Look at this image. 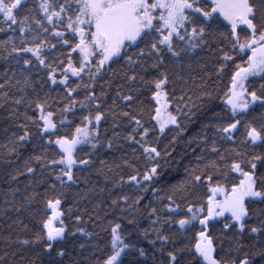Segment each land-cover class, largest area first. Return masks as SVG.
<instances>
[{
  "label": "trees",
  "instance_id": "trees-1",
  "mask_svg": "<svg viewBox=\"0 0 264 264\" xmlns=\"http://www.w3.org/2000/svg\"><path fill=\"white\" fill-rule=\"evenodd\" d=\"M53 2L58 5L64 0ZM40 3L41 0H25V10H17L14 14L18 20L28 16L27 23L40 33V38L47 40L49 45H56L44 50L46 59L53 62L54 67L57 56L66 64L69 49L54 36L52 26L44 20V26L49 31L43 33L32 20L33 16L43 18ZM244 27L238 28L241 40L250 32L241 31ZM0 28L4 29L0 31V85H4L0 87V264H103L111 254V228L117 223L126 242L134 246L121 254L119 259L122 264H169V251L177 253L176 264H204L194 250L198 238L196 233L202 230L198 221L185 229L174 222L160 226L152 223L155 217L149 212L151 208H156L159 215L168 217L169 213L161 212V209L163 204L168 203L167 197L172 196L175 204L180 206L171 214L173 221L188 215L189 204L202 206L206 215L211 188L219 186L231 192L233 185H238L243 179L239 172L232 170V163L238 162L245 171H249L247 161L252 156L264 155V141L255 143L247 135L250 127H255L264 135V107L257 103L233 117L225 103V93L231 85L236 65L247 67L250 49L244 53L234 52L232 37L227 35L230 29L222 25L220 31L225 35H217L208 45L191 53H182L179 58L166 54L169 83L164 91L167 93L169 113L177 117L178 126L168 127L161 133L153 119L157 107L152 95L154 87L140 81V76L149 80L157 75L149 67L152 62L150 57H145L146 72L136 69V82L125 80L124 73L131 75L132 69L122 62L111 67L106 65L107 71L102 72L94 83L86 74L81 82L69 73L68 85L76 89L70 98L64 86L59 84V68L57 84L48 81L46 71L33 69L30 77L32 86L26 87L20 74L21 65L16 63V54L9 55L11 44L4 43L9 37H14V43H20L18 26L12 25L17 29L13 32L0 17ZM57 28L64 31L62 25H57ZM68 35L65 32V36ZM180 46H184L183 42ZM225 52L232 56L231 61L222 59ZM71 57L74 64L78 63V52H72ZM221 64L224 65L222 70ZM28 71L25 69L26 73ZM84 83L92 84L99 97L100 111L104 113L99 125L101 144L95 149L87 143L76 148L78 159L90 158L92 163L75 166L73 172L77 182L62 186L56 175L63 166L50 163L59 160L60 149L55 144H48L49 137L37 127L35 121L39 111L35 102L44 103L45 111L53 113L57 126L50 132L51 139L54 141L57 136L71 138L76 127L83 126L82 117L89 112L94 114L96 110L94 105L81 108L79 102L84 100L87 92ZM77 84L81 86L76 87ZM262 85L264 73L246 82L247 89L255 90L258 95L264 90ZM130 88L132 92H129ZM101 92L103 96L99 95ZM118 92L121 96H134L130 107L117 95ZM205 93H211V96ZM18 99L22 101L19 104L16 103ZM70 99L76 101L75 105H70ZM66 105H70L71 110L64 120L62 113ZM124 112L130 115L126 117ZM132 115L149 129L143 140L139 135L143 128L132 132L136 127L134 122H130ZM234 119L239 123L232 131V139L226 140L219 129ZM61 120H64L63 124ZM25 131L29 132L28 139L23 142L17 140ZM129 134L141 143L156 147L160 156L155 161H148L140 144L127 139ZM109 140L111 148L107 147ZM37 156L41 157L39 161ZM153 164L157 166V174L151 180H142L143 173ZM28 167L33 168L31 173L27 171ZM136 174H139L140 184L128 180L130 175ZM193 175L201 176V180H193ZM256 176L257 186L261 187L264 166L257 165ZM121 197H127V200ZM49 199L61 201L58 206L61 218L57 228L64 227L65 232L62 239L52 242V249L46 250L48 241L43 222L51 215L47 206ZM246 204L249 216L243 232L234 226L230 215L209 222L206 234L211 235L213 256L221 264H240L245 256L250 264H262L257 253L264 249V230L252 233L250 229L261 227L264 203L246 201ZM76 216L80 217L79 221ZM226 222L230 224L229 229L224 228ZM157 227H162L160 234L168 237L163 246L156 239L154 229ZM38 235L43 238L38 240ZM141 248L145 251L144 256H139ZM60 249L65 252L62 257L56 255Z\"/></svg>",
  "mask_w": 264,
  "mask_h": 264
},
{
  "label": "snow or ice",
  "instance_id": "snow-or-ice-1",
  "mask_svg": "<svg viewBox=\"0 0 264 264\" xmlns=\"http://www.w3.org/2000/svg\"><path fill=\"white\" fill-rule=\"evenodd\" d=\"M25 0H0V17H3V23L13 32L17 31L12 25L18 26L20 33V43L13 42L14 37H9L5 44H11V52L9 55L16 54V63L21 65L20 74L24 77L23 83L26 87H31L30 82L31 70L37 69L46 71L48 81L57 84V68H59V84L63 85L68 96L71 98L72 93L76 90L68 85L69 73L71 76L77 77L83 82V76L86 74L89 81L95 82L97 77L104 71H107L106 65L111 67L112 64L122 62L127 68L132 69V74L124 73L127 82L137 81L136 69L147 71L144 61L145 57H150L152 62L149 65L157 73L156 76L149 80H145L140 76L142 84L154 87L153 97L157 102L156 115L153 117L159 125L162 133L169 124L177 125V117L171 113H167L166 118H161L162 108L166 109L167 96L164 89L169 83V69L165 64V55L170 54L173 58H179L182 53H191L201 46L208 45L217 35L224 36L221 32V26L230 29L227 33L232 37L231 48L234 52L244 53L246 50L251 51V55L247 59V67L236 65V71L231 76V85L225 93V103L230 108L233 117L238 113L249 108L250 105L260 104L264 107V90L258 95L255 90L249 91L245 85V81L249 76H255L264 73V0H64V3L56 4L53 0H41L39 9L43 13L42 19L32 17L33 22L43 33L49 31L44 26L43 21L46 20L52 26V33L58 41L69 49L67 55V63L59 58H54L53 62L46 59L45 49L48 47L55 48L56 45H49L48 41L40 38V33L36 32L28 23V16H24L18 20L14 14L15 11L25 10ZM29 11H31L29 9ZM226 22V23H225ZM57 25H62L64 31L59 30ZM245 26L241 31H249L243 40L238 33V28ZM0 28V31H3ZM68 32V37L65 36ZM226 38V37H225ZM183 42V47L180 46ZM72 52H78V63L74 64L71 57ZM28 54H31L30 56ZM7 58V57H6ZM224 61H231L232 56L227 52L223 54ZM224 67L221 64L220 69ZM25 69L29 71L26 73ZM7 72V70H6ZM15 73V70H13ZM6 74V73H5ZM7 83V80L5 81ZM20 83V81H17ZM4 85H0L3 87ZM77 84L76 87H80ZM83 87L87 89L85 98L80 101L82 109H87L89 105L95 106L94 114L89 112L82 117L83 126H77L75 134L68 138L66 136H57L53 141L51 139L50 130L56 128V122L51 111H45L44 103L36 101L35 108L39 111V117L35 121L37 127L43 135L48 136L47 143L55 144L60 149L59 160H52L50 163L62 165L56 180L62 186H68L77 182V177L73 172V168L78 165L88 166L92 163L90 158L78 159L75 155L76 146L81 143L91 145L95 149L101 144L99 125L103 119L104 113L100 111L99 97L95 93L92 84L84 83ZM264 89V85L261 86ZM133 89H129L132 92ZM103 96L104 93L99 94ZM118 96L123 101L128 102L131 106L134 96L131 94ZM211 96V93H205ZM87 101L88 103H85ZM22 101L16 100L19 104ZM33 103V101H29ZM76 101L70 99V105H75ZM70 105H66L63 109L64 120L67 119L66 113L70 111ZM124 116H129L127 112ZM30 119V118H29ZM64 120L60 123L63 124ZM40 121L43 123L41 124ZM130 122H134L136 127L132 129L136 133L139 128H143L139 132L141 139H145L149 129L143 127L140 120L135 115L130 117ZM239 120H233L225 126L220 127L219 131L226 140L232 139V130L237 127ZM264 128V126H262ZM248 137L253 142L264 141V135L255 127H250L247 132ZM29 137V132L25 131L23 135L18 136L17 140L23 142ZM128 140L140 144L148 161H155L160 153L157 148L146 143L135 140V136L129 134ZM95 141V142H93ZM108 148L112 147L111 140L108 141ZM15 151V148L12 149ZM213 151H216L213 148ZM41 157L37 156L36 160ZM103 163V162H102ZM249 171H245L240 163L233 162L231 168L233 171L239 172L243 179L238 185H233L231 192L225 193L224 198L215 199L217 193H223L221 187L211 188L212 195L207 199V214L204 215L202 206H187L188 215L179 220L173 221L171 214H174L179 205L175 204L172 196H168V203L163 204L161 212L169 213L168 217L158 214L156 208H151L149 215L155 217L152 221L155 225L163 226L165 224L177 223L181 229L186 226H192L193 222L198 221L202 230L197 232V240L194 245L195 254L198 255L204 264H221L213 256V241L208 233L209 222L214 217L223 216L229 213L231 221L235 222L236 227L243 232L245 228V220L249 216V209L246 201L264 203V181L262 186H257V165L264 166V155H255L247 161ZM27 171L31 173L33 168L28 167ZM157 174V166H153L143 173L142 180L148 181ZM138 175H130L128 180L140 184ZM195 181H200L201 176L193 175ZM210 179V177H209ZM155 192V189H153ZM127 200V197H121ZM60 199L47 201V206L51 209L52 214L43 222L46 230L45 235L48 243L45 249H52L53 243L57 239H62L65 229L64 227H54L53 220L61 215L58 211ZM116 203V201H113ZM138 203V201H137ZM175 205V207H173ZM80 220L79 216L75 218ZM63 222L61 221V224ZM120 224L117 223L111 228V254L106 257L103 264H122L119 259L125 250L132 249L134 246L127 243L125 237L120 231ZM225 229L230 228L229 223L224 224ZM264 230V221H261V227H251L252 233H258ZM83 232V229H79ZM157 233L156 239L161 245L168 240V237L161 235L162 227L154 229ZM43 237L37 236V239ZM155 243V241H150ZM27 243V241H24ZM139 256H144V249H139ZM57 256H64L65 252L60 249L56 252ZM257 255L260 256L262 264H264V249H261ZM169 264H176L177 253L174 251L167 252ZM240 264H250L247 256L240 261Z\"/></svg>",
  "mask_w": 264,
  "mask_h": 264
},
{
  "label": "rangeland",
  "instance_id": "rangeland-1",
  "mask_svg": "<svg viewBox=\"0 0 264 264\" xmlns=\"http://www.w3.org/2000/svg\"><path fill=\"white\" fill-rule=\"evenodd\" d=\"M252 54V53H251ZM262 74V73H261ZM261 74H258V75H255V76H259V75H261ZM251 77H254V76H249L248 77V79L249 78H251ZM247 79V80H248ZM247 80L245 81V85H246V82H247ZM166 99V98H165ZM157 103V102H156ZM158 106V105H157ZM252 106H254V105H250L249 106V108H251ZM248 108V109H249ZM247 109V110H248ZM246 111V110H245ZM167 113H169V105H168V103H167V107H166V109H163L162 108V111H161V118L162 119H164V118H166V116H167ZM43 123V122H42ZM171 126H174L173 124H169V125H167L166 126V128H168V127H171ZM165 128V129H166ZM234 130V129H233ZM232 130V131H233ZM51 131H53V130H50V132ZM251 139V138H250ZM260 142V140H257V141H255V143H259ZM82 144V143H81ZM81 144H78L77 146H76V148L79 146V145H81ZM225 193H228L225 189H224V192L223 193H217L216 194V196H215V199H223L224 198V194ZM211 195H212V193H211ZM58 211H59V208H58ZM60 212V211H59ZM51 214H52V212H51ZM225 215H230L229 213H225L223 216H225ZM223 216H220V217H214L213 219H218V218H221V217H223ZM60 218H61V215L59 216V217H57L55 220H53V226L54 227H57L59 224H60Z\"/></svg>",
  "mask_w": 264,
  "mask_h": 264
}]
</instances>
